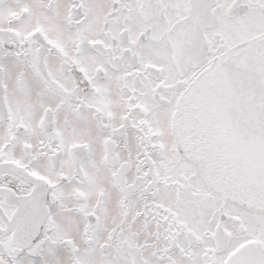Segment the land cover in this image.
<instances>
[{
  "label": "snow or ice",
  "instance_id": "snow-or-ice-1",
  "mask_svg": "<svg viewBox=\"0 0 264 264\" xmlns=\"http://www.w3.org/2000/svg\"><path fill=\"white\" fill-rule=\"evenodd\" d=\"M0 264H264V0H0Z\"/></svg>",
  "mask_w": 264,
  "mask_h": 264
}]
</instances>
